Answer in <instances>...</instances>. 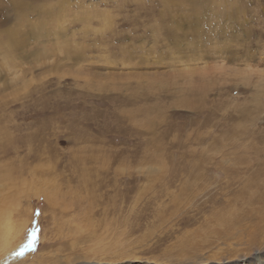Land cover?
I'll use <instances>...</instances> for the list:
<instances>
[{"label":"rangeland","instance_id":"1","mask_svg":"<svg viewBox=\"0 0 264 264\" xmlns=\"http://www.w3.org/2000/svg\"><path fill=\"white\" fill-rule=\"evenodd\" d=\"M169 3L0 0V264H264V0Z\"/></svg>","mask_w":264,"mask_h":264},{"label":"bare ground","instance_id":"2","mask_svg":"<svg viewBox=\"0 0 264 264\" xmlns=\"http://www.w3.org/2000/svg\"><path fill=\"white\" fill-rule=\"evenodd\" d=\"M166 4H170V3H169V0H166ZM10 42H11V41H10ZM260 196H261V195H260ZM10 259H11V258H10Z\"/></svg>","mask_w":264,"mask_h":264}]
</instances>
